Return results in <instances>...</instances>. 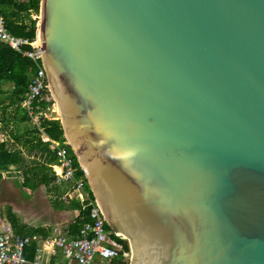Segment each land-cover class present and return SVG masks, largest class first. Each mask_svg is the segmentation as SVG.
Masks as SVG:
<instances>
[{
    "label": "water",
    "instance_id": "water-1",
    "mask_svg": "<svg viewBox=\"0 0 264 264\" xmlns=\"http://www.w3.org/2000/svg\"><path fill=\"white\" fill-rule=\"evenodd\" d=\"M38 24L130 264H264V0H41Z\"/></svg>",
    "mask_w": 264,
    "mask_h": 264
},
{
    "label": "trees",
    "instance_id": "trees-1",
    "mask_svg": "<svg viewBox=\"0 0 264 264\" xmlns=\"http://www.w3.org/2000/svg\"><path fill=\"white\" fill-rule=\"evenodd\" d=\"M40 3L41 0H0V13L5 18L8 31L15 36L26 38L30 41L34 40L37 21L33 19V14L35 12L39 13ZM35 69L36 66L31 59L23 57L6 44L0 43V121L3 122L5 129L15 121L17 135H20L19 125L26 123L27 128L23 134L28 136L22 142L24 151L19 147H11L8 142L3 141L0 143V194L3 189L4 179L7 177L5 174L12 175L15 173L21 175L22 182L18 179L15 182L22 190L20 196H15L16 200H23L24 198L25 201V196L26 198H31V194L26 191L33 193L44 186L48 193H53L56 196L52 202V207L55 210H77L75 217L69 222L63 233L78 237L84 224L89 221V209H83V204L80 201H73L71 204L66 202L65 196L72 190V185L66 182L58 183L52 167L57 163V158L51 151L50 145L42 141V133L37 127L32 125L28 111L22 106L29 93V85ZM6 83L13 84V88L10 91L3 89ZM41 106L42 109H46L47 104L43 102ZM29 124H31L30 127ZM41 127L50 138L66 142L60 120H45ZM65 147L70 152L77 168L76 178L84 181L86 192L92 200H95L76 156L68 145H65ZM23 204L26 203L23 202ZM87 204L88 202L84 203V205ZM6 212V218L16 234L18 233L23 237L36 236L24 231V226H20L12 208H8ZM38 232L39 230H35V234H38ZM29 247L36 255L37 241H32L25 248V258H30V255L27 254Z\"/></svg>",
    "mask_w": 264,
    "mask_h": 264
},
{
    "label": "built area",
    "instance_id": "built-area-1",
    "mask_svg": "<svg viewBox=\"0 0 264 264\" xmlns=\"http://www.w3.org/2000/svg\"><path fill=\"white\" fill-rule=\"evenodd\" d=\"M36 27V37L32 41L15 36L8 31L5 18L0 13V43L31 59L36 66L29 93L22 106L28 111L32 125L42 133V141L50 145L57 158V163L52 167L58 183L72 185V190L65 196L66 202L71 204L73 201H80L83 209H89V221L84 224L78 237L58 232L53 242L62 252L66 264H130V252L126 242L107 225L99 204L86 192L84 181L76 178L77 168L65 147L67 143L50 138L41 127L45 120H56L53 114L57 102L51 93L43 64L38 23ZM43 102L47 104L46 109H42ZM85 202L88 204L84 205ZM35 240L37 237H23L10 228H4L0 232V264H26L25 248ZM34 264H40L39 257Z\"/></svg>",
    "mask_w": 264,
    "mask_h": 264
},
{
    "label": "crops",
    "instance_id": "crops-1",
    "mask_svg": "<svg viewBox=\"0 0 264 264\" xmlns=\"http://www.w3.org/2000/svg\"><path fill=\"white\" fill-rule=\"evenodd\" d=\"M6 85L9 86V89L5 87ZM12 88H13V84L11 83H6L3 86V89L5 91H10ZM0 124L2 127L3 124L1 122ZM15 124H16L15 121H13L10 124V126L14 128L15 132H12V131L1 132L0 131V143L3 141L8 142L11 147H14V148L19 147L20 149L24 151L22 142L28 136L27 134H23V132L27 128V124L22 123L19 125L20 135H17L16 133ZM22 128H23V131H22ZM21 191L22 190H20L19 186L7 180V178L5 177L4 183H3V189L0 194V206H2L3 204L4 205L6 204L5 205L6 211L8 210V208H12L13 212L16 214L19 220L20 226H24L25 228L24 231H26V233L34 234L36 235L34 237H37L36 255L32 252V250L29 247L27 249L29 250L27 254L30 255V258H25L27 261L26 264H34L37 257L40 258V264H66V260L62 252L55 246L53 239L58 232H62V233L65 232V229L68 226L69 222L75 217L77 210L75 211L66 210V209L55 210L52 207L53 201H51V204H50L48 199L45 198L44 200L41 199L42 202H38L34 200V197H31V198H25V202L29 203L30 207L34 205L36 206V204H39V203L41 204L42 207L36 206V212H37L36 214L34 213L26 214V213H20V211L16 209V207L14 206L12 202H8V201L2 202L1 199L4 195L7 194V192H11V194L16 195L17 197L21 195ZM28 194H31V192ZM34 209L35 208L32 207V210ZM1 213L2 212L0 210V232L4 228H10L13 230V227L10 224V222L7 220L6 217L3 218L4 216ZM6 216H7V212H6ZM35 230H39L38 234H35Z\"/></svg>",
    "mask_w": 264,
    "mask_h": 264
},
{
    "label": "rangeland",
    "instance_id": "rangeland-1",
    "mask_svg": "<svg viewBox=\"0 0 264 264\" xmlns=\"http://www.w3.org/2000/svg\"><path fill=\"white\" fill-rule=\"evenodd\" d=\"M23 1H27V0H23ZM39 17H40V11H39V13L35 12L33 14V19L36 20L37 23H39ZM5 87L9 89V86L8 85H6ZM53 117L56 118V120H59L60 117H59L57 111L53 114ZM0 122L3 124L2 121H0ZM30 126H31V124H29V127ZM0 131L1 132H4V131H14V128H12L9 125V127L7 129H5L4 128V125L1 127V124H0ZM22 131H23V128H22ZM6 176H7L6 177L7 180L11 181L14 184L16 182V179H18L20 182H22V178L20 177L21 176L20 174H15V173L12 174V175L6 174ZM20 190H21V187H20ZM28 193H30V191H28ZM15 196L16 195L11 194V192H7V194L4 195L1 200H2V202L3 201L4 202H7V201L8 202H12L14 204V206L16 207V209H18L20 211V213H26V214L34 213V214H36L37 213L36 212V206L37 207L38 206L39 207H42L41 204L39 203V204H36V206H32V207L35 208L34 210H32V207L29 206L30 204L24 201V198H23V200H21V199L16 200V197ZM31 197H34V200L35 201H38V202H42L41 199L44 200L45 198H47L48 201H49V203L51 204V201H54L56 196H54L53 193H48L47 190H46V188L43 186L39 190H37V191H35L33 193L31 192ZM25 198H26V196H25ZM36 198H38V199H36ZM23 202H25L27 205L26 204H23ZM61 203H63V202H61ZM5 205L3 204L2 206H0V210L2 212L1 214L4 216L3 218L6 217V208H5Z\"/></svg>",
    "mask_w": 264,
    "mask_h": 264
},
{
    "label": "bare ground",
    "instance_id": "bare-ground-1",
    "mask_svg": "<svg viewBox=\"0 0 264 264\" xmlns=\"http://www.w3.org/2000/svg\"><path fill=\"white\" fill-rule=\"evenodd\" d=\"M56 100V99H55ZM57 111V113H58V115H59V117H60V119H62V116H61V111H60V109H59V107L56 105V108H55V112Z\"/></svg>",
    "mask_w": 264,
    "mask_h": 264
},
{
    "label": "flooded vegetation",
    "instance_id": "flooded-vegetation-1",
    "mask_svg": "<svg viewBox=\"0 0 264 264\" xmlns=\"http://www.w3.org/2000/svg\"><path fill=\"white\" fill-rule=\"evenodd\" d=\"M130 263H131V261H130Z\"/></svg>",
    "mask_w": 264,
    "mask_h": 264
}]
</instances>
